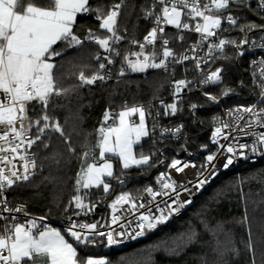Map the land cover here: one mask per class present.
<instances>
[{"label":"snow or ice","instance_id":"obj_1","mask_svg":"<svg viewBox=\"0 0 264 264\" xmlns=\"http://www.w3.org/2000/svg\"><path fill=\"white\" fill-rule=\"evenodd\" d=\"M249 0H152V9L144 10L145 19L154 18L156 26L144 36V42L132 39V44H138L140 51L126 54L123 58L124 64L121 66L119 75L123 76L125 71L134 73H143L148 69L169 68V58L172 63L177 61L172 50L166 47L167 40H163L162 52H157L155 43L161 37L158 33L164 32L163 25H172L177 29H189L188 22H182V17L187 20L199 21L194 26V31L201 34V40H207L210 37H216L218 31L222 30V22L226 21L232 27H238L244 34V38L239 42L235 40L219 39L218 42L209 44V54L214 51L222 52L226 45H231L236 49L238 56L245 53L243 46L249 43L248 34L254 30L264 31V23L249 21L238 23L240 17L234 16L229 11L231 5H247ZM256 8L252 11L264 20V0H253ZM124 0L113 4L107 12L101 9H92L89 7V0H50L51 6H39L34 0H0V219L10 220V224H5L0 229V264H37L42 261L43 264H110L105 259L91 258L87 249L101 243V237L106 240L107 245H117L122 242L124 236L131 239L142 237L149 232L156 230L159 226L166 224L169 219L179 213L182 208L191 203V200H181L180 191L188 192L192 195L193 190L199 191L209 180L210 176L215 175L216 164L224 152L223 163L220 165L228 169L238 160L250 159L249 153L264 156V107L253 103L250 106H238L235 109H229L226 115L227 120H218L212 133V143L217 144L218 150L209 153L205 158V164L201 165V171L197 174L195 181H188L186 184L179 185L171 181L170 176L161 174L159 177L161 191H154L149 187L146 189L153 199L157 196H167L169 199L163 201V207L160 204L155 206V212L151 209L147 213H141L136 216L139 208H144V203H137L130 193H122L110 205L112 209L111 225H117V229L102 231L101 228L110 227V225L100 224L99 222L81 223L68 216V224L61 230L49 227L43 223L44 217L31 218L24 223H19L17 216H5L4 213H21L28 215L24 206L12 209L5 197V192L11 189L14 184L21 181H28L35 174L37 168L34 156L28 155V150L38 141L43 142V137L51 131L64 135L63 129L58 121L45 114L33 121L28 116V104L30 102H39L47 110L50 100L53 97L68 96L71 92L78 90L84 85H92L97 81H105L110 77L103 73L106 68L105 63H99V71L86 76L83 71L79 73V85L71 89L64 88L57 81L54 75L56 65L51 62L54 57L63 55L57 52L54 45L61 42L66 49L76 48L83 45L82 41L73 31L78 14H87L91 11L96 12V19L100 21L99 28L105 30L103 37L89 31L85 38L89 43H95L103 49L107 56L103 58L99 53L96 55L97 61L107 60V64H113L111 56H119V51L114 47L124 37L119 34L118 17L121 14V8ZM162 7L160 12L155 11L156 5ZM227 12V15H222ZM262 43L259 45L264 48V35L260 37ZM146 45H152L150 51H145ZM135 57L134 59L130 58ZM189 57L185 55L183 60ZM253 64L259 67L260 83V101L264 104V60L254 61ZM197 67L200 60L196 61ZM221 69L217 68L203 80L204 84L222 83ZM253 78L256 79V68L253 69ZM185 80L175 82V93L179 94L183 87L187 86ZM243 83V82H241ZM234 93V89L226 87L221 90L219 95L204 93L210 103L218 104L222 98L228 97ZM164 115L175 114L177 112V103L164 105ZM198 105L192 104L191 108L196 109ZM170 110V113H169ZM139 122H130V118L137 115ZM151 111L146 112L143 105L125 106V108L116 115L118 124L112 127H101L99 129L100 139L96 145L99 149V159L102 163H97L95 158L93 162L87 163L88 153L84 152L83 157L85 166L81 167L80 173L75 180L77 194L72 197L70 205L74 204L78 212L74 215H87L95 208L90 201L86 203L88 192L81 193V190H90L91 188H100L103 192H109L111 185L105 178L118 179L114 176L113 164L109 157H118L122 162L123 169H129L133 166L151 167L150 155L141 154L139 158L133 153V146L139 144L141 139L150 135L146 124V118L151 116ZM157 112L156 116L159 117ZM113 116L109 111H105L104 119L109 120ZM35 125L36 135L31 137L30 133ZM156 125L153 124L152 131L155 132ZM181 127L174 130L164 129V133L170 132L176 135L181 132ZM259 129V130H258ZM164 133H161L163 136ZM250 137L251 143L240 142V137ZM231 138V140H230ZM230 141L223 144L220 141ZM65 141L68 138L65 137ZM47 148L48 144L44 143ZM207 145L203 148L206 150ZM69 151L74 155L75 149L69 145ZM20 161L19 166L15 163ZM169 167L176 172H183L185 168L196 167L195 164L184 163L179 159H172ZM22 169V171H21ZM207 173V174H205ZM171 181V182H169ZM121 184L123 180L119 181ZM191 185V187H189ZM175 194L173 196L172 194ZM130 205V208H126ZM67 211V209H65ZM120 212L121 215L116 213ZM133 215L135 218V228L127 231L124 223H120L122 217ZM131 228V222H128ZM71 237L72 241L66 238ZM195 239V233L186 234L187 242ZM185 237L179 241H174V247L165 249L170 254H176ZM79 249V251H78Z\"/></svg>","mask_w":264,"mask_h":264},{"label":"trees","instance_id":"obj_2","mask_svg":"<svg viewBox=\"0 0 264 264\" xmlns=\"http://www.w3.org/2000/svg\"><path fill=\"white\" fill-rule=\"evenodd\" d=\"M115 1L89 0V7L107 12ZM150 2L124 0L121 24L129 30V36L120 57L116 59L115 73L124 64V56L136 48V44L130 41L142 39L150 30V24L143 17V11ZM252 9L240 4L230 7L240 17L241 24L249 21L264 23ZM99 23L95 11L79 14L73 31L84 41L83 45L71 49H66L61 42L54 45L55 51L63 53L51 61L56 65L54 75L62 87L71 89L79 85L81 71L91 76L99 70L102 59L97 61L95 57L97 53L101 56L103 49L85 39L90 30L100 36L106 34L105 30L99 28ZM175 35L184 37L182 33ZM232 40L238 42V37ZM247 62L248 56H238L236 49L228 45L225 52L209 64V70H222V83L208 84L207 91L219 95L222 89L230 87L234 93L226 100L229 106L250 102L252 94ZM183 71L184 68H177L176 75ZM174 79L172 73L152 71L102 84L84 85L68 96L53 97L47 110L39 102H30L29 117L33 121L46 111L47 115L60 123L64 135L49 131L43 137V142L38 141L34 145L36 172L28 181L12 187L10 196L13 201L25 203L32 214L61 219L68 216L87 220L101 216L106 219L112 212L110 205L122 193H130L135 198L146 187L160 185L159 177L166 172L172 159L186 156L204 163L213 150L210 140L220 111L193 89L189 78L187 89L190 92L178 101L177 115L167 117L168 121L185 124L184 135L179 140L155 137L147 119L150 135L134 145V153L137 157L150 155L152 166L123 169L119 158L110 156L114 176L118 179L105 178L111 185L106 194L102 186L82 189L80 194H89L85 202L90 201L95 208L87 215L73 214L79 211L74 204L70 205V201L77 194V175L85 166L83 153H88L87 163L93 162V158L98 164L103 162L96 148L100 139L99 129L118 124L116 115L126 105L148 103L169 95ZM192 104L198 107L192 109ZM105 111L113 114L107 121L104 119ZM32 131L35 137V125ZM65 137L68 138L67 142ZM44 143L48 144L47 148ZM69 145L75 149L74 155L69 151ZM204 145L208 146L206 150ZM120 180H123L122 184ZM190 233H195V239L187 242L186 234ZM181 237H185V241L176 254L165 251L174 247L173 242ZM100 239L103 242L86 251L90 256L105 257L110 264H264V158L238 163L230 171L221 173L213 182L201 188L197 199L180 216L171 217L156 230L133 239L128 247L109 246L103 237Z\"/></svg>","mask_w":264,"mask_h":264},{"label":"built area","instance_id":"obj_3","mask_svg":"<svg viewBox=\"0 0 264 264\" xmlns=\"http://www.w3.org/2000/svg\"><path fill=\"white\" fill-rule=\"evenodd\" d=\"M120 2H121V0H117L113 4L120 3ZM202 2H205V0H202ZM256 2L258 3V0H256ZM245 6L256 8V3H254L253 0H249L248 4ZM152 7H153V5H152V0H151L150 5L146 8V10H151ZM161 7H162L161 5L157 4L155 7V11L157 13H159ZM122 8H123V6H122ZM122 8L120 10L121 14L118 17V29H119V34L121 36H123L124 38L121 41H119L117 44L114 45V47L119 51L120 55L123 51L124 44L126 43L128 36H129V30L126 27H123L121 24ZM229 11H231V13L234 16L238 17V14H236V12H234L230 9H229ZM222 15H227V12L223 13ZM145 20H146V22H148L150 24V30H151V28L156 26L154 18H149V19H145ZM182 22H188L190 24V28L189 29H177L175 26H172V25H163L164 32L158 33V36L161 37V39H158L155 43L156 51L162 52L163 48L165 47V45H163V40H167L168 44L166 45V47L173 51L177 61H180V62L172 63L171 62L172 58H169V68L167 71H165L164 69H148L146 72H143V73H134V72L126 70L124 75L121 76V75H119L121 68L119 69V71L117 73H115V71H114V68L117 64L116 59L118 57H120V55L116 56L113 54L111 56V58L114 60L113 64H107V60H104V59L101 60V62L105 63V65H106V68L103 70L102 74L109 76V73H110V77L107 78L103 82L97 81L95 83V84H102V83H106V82H109V81L114 80V79L129 76V75L147 74V73L152 72V71H165V72L172 73L175 76V79L172 81L171 91H170L169 95H167L161 99H158V100H151L148 103L134 104L137 106L143 105L145 107L146 112L151 111L152 115L148 116L147 119L149 121L150 130H151V133L153 136L160 137V138H169L172 140H179L184 135V133L186 131V127H185V124L181 121L180 122H174V121H168L167 120V117H174L175 115H177V112L174 115L173 114L164 115V108L161 104V101L163 102L164 105L171 104L174 102L178 103V101L182 98L183 95L190 92L187 89L189 83H187L186 87L182 88V91L179 94H176L175 93V82L179 81V80H185L186 82H188L187 80H189V78L192 80L193 89L196 92L200 93L203 97L207 98L204 95V93H209L207 91V85L208 84H204L203 80L211 72H214L212 70H209V64L215 58L219 57L222 53H224L226 48L228 47V45H226L222 52L214 51L213 53L209 54V48H208L209 44H211L213 42H218L219 39L232 40L233 37H238V42H239L241 39L244 38V34L239 31L238 27H232L226 21H224V22H222V26H221L222 30L218 31V35L216 37H210L207 40L202 41L201 40V34L195 32L193 30L194 26L197 22H202V21H199V18H197V20H187L185 17H182ZM238 23H239V21H238ZM147 33L145 35H147ZM177 33L184 34V37H180L179 35H175ZM262 35H264V31H260V30H255V31L249 33L248 34L249 43L244 45L242 48L245 55L248 56L247 72H248L249 83L251 86V94H252L251 101L246 103V104L236 105V106L231 107L226 103V100L228 99L229 96L222 98L218 104H214L220 111V115H219V118L217 119V121L221 120V119L227 120L228 116L226 115V113L228 112V110L229 109H235L238 106L247 107V106L252 105L253 103H257L259 106L264 107V104H259L260 91H261V89H260L261 78L259 77V67L255 66L253 64L254 61L258 62L260 60H264V48H261L259 46L262 43V41L260 39V37ZM144 36L142 39L138 40L140 43L144 42ZM152 48H153L152 45H146L145 51H150ZM138 51H140V49H139L138 44H136V48H133L128 54H130L131 52H138ZM107 55H108V53H105L103 50L101 53V57L103 58L104 56H107ZM185 55H187L189 57V59L183 60V57ZM130 58L134 59L135 57L130 56ZM197 60H200L199 67H197V65H196ZM179 67L184 68V71L180 75H176V69ZM254 67L256 68V79L253 78ZM210 94H213V93H210ZM214 95H217V94H214ZM113 111H115V109ZM157 112L160 113L159 117L156 116ZM169 113H170V110H169ZM28 116H29V104H28ZM217 121L214 125V128L216 126H218ZM153 124L156 125L155 132L152 131ZM181 126H182L181 132L176 134V135H172L171 131L164 133V129L174 130L175 128L181 127ZM214 128L212 130V133L214 131ZM161 133H164L163 136L161 135ZM30 135L32 138H34L32 130H31ZM230 140H231V138H230ZM210 142L213 146L212 152H216L218 150L219 146L217 144L212 143V137H211ZM220 142L223 144H227L230 141L221 140ZM240 142L251 143V138L250 137L245 138V137L241 136ZM28 155L34 156L36 159L37 155H36V151L34 149V145L32 146L31 149L28 150ZM224 155H227V153L224 152L223 155L221 156V158L214 162L216 164L215 175L210 176V178L206 184H210L211 182H213L221 173L230 171L238 163L245 162V161H253L254 162V161H258V160L264 158V156H261L259 154L253 156L251 153H249V156L251 157L250 159L238 160L230 168L224 169L223 167L220 166L223 163V156ZM178 159L184 163L196 165V167L185 168L183 172H176L175 169H171L169 167L170 164L167 166L166 172L164 173L165 176H170L171 181H175L179 185L186 184L188 181H195L197 179L198 172L201 171L200 166L205 164V162H206V161H204V163H200L199 160L192 158V157H186V156L179 157ZM15 163L17 164V166H19L20 161L17 159L15 161ZM0 166L8 167V166L3 165V164H0ZM21 171H22V169H21ZM35 172H36V169H35ZM205 174H207V173H205ZM33 176L34 175H32L31 178ZM171 181H169V182H171ZM19 183L20 182H18L17 184H19ZM17 184H14V185H17ZM149 187L153 188L154 191H161V186L158 185L156 187L148 186L141 193H139L135 197V199L137 200V203H144L145 207L139 208L136 211V216H138L141 213H147L149 209H151L152 211L155 212V206L157 204H160V206L163 207V201H167L169 199V197H167V196H157V197H155V199H153L151 194L146 191V189ZM189 187H191V185H189ZM11 189H8L5 192V197L7 198L8 202H9V207H11L12 209H15L16 207L24 206L28 215L25 216L23 212H21V213L11 212V213H4L5 216L15 215V216H17V218H18L17 222H19V223H24L25 221H27L31 218H37V222L40 223V220L38 218L44 217L45 219H44L43 223H46V224H48L49 227L57 228L63 232L64 228L68 224V219L53 218V217H49V216L43 215V214H32V213H30L28 211V207L25 203L13 201V199L10 196ZM178 191H180V193H181L180 194L181 200L190 199L191 203H193L197 199L201 189L199 191L193 190V193L191 196H189L188 192H183L180 189H178ZM172 195L175 196L174 193ZM191 203L187 204L184 208H182L180 210L179 213L175 214L172 217L180 216ZM125 207L130 208V205H126ZM112 214L113 213L111 212L109 214V216L106 217V219H103V217H101V216H99L98 218L93 219V220H87L84 218H72V219L77 221V222H81V223L99 222L100 224L110 225V227L101 228V230L105 231V232L110 231L114 228L119 231L120 229H118L117 225H111ZM116 214L121 215L120 212H117ZM128 222H131V228L128 227ZM10 223H11L10 220L0 219L1 229L3 228V226L5 224H10ZM120 223H124L126 230L129 232L135 228V218L131 214L127 215L126 218L122 217ZM132 241H133V239H131L129 236L126 235L123 237L122 242L115 245V246L125 248V247L130 246Z\"/></svg>","mask_w":264,"mask_h":264},{"label":"rangeland","instance_id":"obj_4","mask_svg":"<svg viewBox=\"0 0 264 264\" xmlns=\"http://www.w3.org/2000/svg\"><path fill=\"white\" fill-rule=\"evenodd\" d=\"M34 3L36 4V5H39V6H45V7H48V6H51V4H50V0H34ZM113 5V4H112ZM123 9L124 8H122V14H123ZM79 15V14H78ZM77 15V16H78ZM121 21H122V15H121ZM122 23V22H121ZM104 35H106V34H104ZM104 35H102V37L104 36ZM178 104V103H177ZM137 116H138V114H137ZM139 118V117H138ZM139 122V119H138V121H136L135 123H138ZM146 124H147V127H148V121H147V118H146ZM145 138V137H144ZM142 140V139H141ZM176 159H178V158H176ZM112 162V161H111ZM91 258H97V259H105V257H103V256H91Z\"/></svg>","mask_w":264,"mask_h":264},{"label":"crops","instance_id":"obj_5","mask_svg":"<svg viewBox=\"0 0 264 264\" xmlns=\"http://www.w3.org/2000/svg\"><path fill=\"white\" fill-rule=\"evenodd\" d=\"M138 119H139L138 116L135 115V116H133V117L130 118V122H134V123H135L136 121H138ZM142 139H143V138H142ZM133 153H134V146H133ZM134 155H135V153H134ZM136 157H137V156H136ZM137 158H139V157H137ZM110 162H111V161H110ZM111 163H112V162H111ZM112 164H113V163H112ZM62 233H63V232H62ZM66 238L69 240V242H72V241L69 239V237L66 236ZM37 264H43V262H42V261H38Z\"/></svg>","mask_w":264,"mask_h":264}]
</instances>
